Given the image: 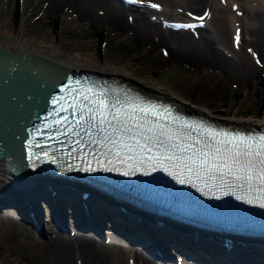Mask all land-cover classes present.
<instances>
[{"label": "bare ground", "instance_id": "obj_1", "mask_svg": "<svg viewBox=\"0 0 264 264\" xmlns=\"http://www.w3.org/2000/svg\"><path fill=\"white\" fill-rule=\"evenodd\" d=\"M43 1L55 16L66 11L64 5H68L76 12L77 20L73 21V26L75 23L79 24L81 28L78 31L79 38L83 43L89 42L93 36L92 31H98L108 23V26L123 39L133 40L135 44L149 42L151 48L159 45L163 53L165 52L164 56L183 59L197 67H212L213 71L208 74L209 78L224 83L226 91L232 92L239 87H249L254 93L263 94L260 84L263 82L261 73L264 70V0H139V4L123 0ZM196 11H202L198 19L194 17ZM168 19L175 20L181 25L200 21L201 25L195 23L192 24L195 27L191 28L173 27L166 21ZM237 35L239 41L236 39ZM7 42V45L0 43V46L13 52L30 51L73 69L117 75L149 95L161 97L181 108L207 115L223 123L241 127L264 126V117L238 116L237 111L234 115L217 114L207 108L193 106L165 87L154 83L137 82L122 65L98 64L62 56L55 48L38 49L23 44L19 37H12ZM219 72L224 74L222 79L218 75ZM232 81L236 82L232 85ZM10 159L11 155L4 159L0 158V189L18 197V200L5 203L3 211L6 213L3 219H0V231L4 235L2 239L0 238V264H155L142 252L131 250L130 246L139 245L129 243L127 240L132 236L133 238L140 236L154 252L163 249L166 254L167 250L162 244L156 245V241L148 243L147 239H157L159 236L161 240H166V243L172 246L174 244L176 250H181L178 246L180 240L177 230L188 232L195 237L196 230L172 224L165 218L164 221L167 223L162 224L164 227L156 224L157 218L154 214L146 215L131 203L122 202L123 208L119 209L117 201L101 192L90 191L91 198L78 197L76 191L81 192L87 188L89 185L86 183L79 185L81 182L74 183L55 176L50 178L44 174L26 181L14 178L10 176ZM43 202L47 209H50L49 221L42 215ZM80 202L85 207L83 204L81 206ZM13 206H19L21 210V213H16L19 220L14 217ZM66 208L68 209L65 210ZM93 210H98V213ZM33 212L35 218L31 215ZM67 216L77 229L84 225H92L83 232H88L92 228L101 236L100 225L103 224L122 240L111 237L104 242L81 232L67 236L63 232L64 227L68 226ZM101 216L105 218H102L103 222L102 219L97 220ZM23 222L34 223L37 227L46 225L52 231L44 237L45 240L40 241ZM53 225L56 226V230H53ZM118 231H121V234L117 233ZM214 237L199 234L197 238L207 240L203 243L205 247L200 242L194 244L189 243L190 240L186 238L181 240L186 243L189 252L196 253V260L208 258L216 264H242L246 259L245 250H252L255 245V241L247 245L234 244L232 252L225 257L216 247ZM259 243L264 245L263 241ZM243 249L245 250L242 251ZM179 257L183 258L180 252ZM260 262L263 264V261ZM169 263L171 264L170 261L166 264ZM173 264L181 262L174 261ZM188 264L202 262L191 260Z\"/></svg>", "mask_w": 264, "mask_h": 264}, {"label": "snow or ice", "instance_id": "obj_2", "mask_svg": "<svg viewBox=\"0 0 264 264\" xmlns=\"http://www.w3.org/2000/svg\"><path fill=\"white\" fill-rule=\"evenodd\" d=\"M236 39L239 41V35ZM73 100L76 103H69V107L78 110L75 122L69 123L65 116L56 124H68L67 133L75 135H79L78 130L85 131L102 159L111 156L122 164L147 160L153 162V170L161 164L171 175L187 174L189 179L195 177L205 183L219 180L224 187H246L264 201V136L246 137L180 121L167 109L127 94L121 96L115 88H87ZM67 110L61 107L59 111ZM94 129L99 139L92 136ZM260 206L264 207V202Z\"/></svg>", "mask_w": 264, "mask_h": 264}, {"label": "rangeland", "instance_id": "obj_3", "mask_svg": "<svg viewBox=\"0 0 264 264\" xmlns=\"http://www.w3.org/2000/svg\"><path fill=\"white\" fill-rule=\"evenodd\" d=\"M64 7L66 11L55 16L47 9L46 2L43 0H0V43L7 45L8 39L19 37L23 44H29L38 49L55 48L62 56L80 58L98 64L122 65L135 81L165 87L193 106H201L225 116L234 115L237 111L238 116L264 117V70L261 73L263 82L260 84L263 90L262 95L254 93L249 87H239L238 91H226L224 83L209 78L208 74L213 71L212 67H197L186 60L164 56L165 52L163 53L159 45L151 48L149 42L135 44L133 40L123 39L108 26V23H105L100 30L92 31L93 36L89 42H81L78 32L81 28L78 23L73 26V21L77 20L76 12L68 5ZM196 12L194 17L198 19L202 11ZM218 75L221 79L224 76L220 72ZM235 82L232 81L231 84ZM80 205L82 206V203ZM5 206V203L0 204V219H3L6 213L3 211ZM95 213H98V210ZM13 214L19 220L15 211ZM49 214L50 209H47L44 203L42 215L47 221L51 220ZM102 218L103 216L97 220L100 221ZM67 220L68 226L63 229L67 236L81 232L104 242L111 237L122 240L107 225L100 226L101 236H99L92 228L88 232H83L86 230L75 228L70 217ZM23 223L40 241L45 240L44 237L52 231L46 225L37 227L34 223ZM52 227L56 230L55 225ZM3 237L0 231V238ZM130 249L142 252L150 262L155 264L167 263L151 257L140 246L132 245ZM180 262L187 264L189 260L183 259Z\"/></svg>", "mask_w": 264, "mask_h": 264}, {"label": "water", "instance_id": "obj_4", "mask_svg": "<svg viewBox=\"0 0 264 264\" xmlns=\"http://www.w3.org/2000/svg\"><path fill=\"white\" fill-rule=\"evenodd\" d=\"M76 71L42 55L0 46V158L11 155L10 176L30 180L36 147L76 103ZM61 107L67 111H59ZM28 172V173H27Z\"/></svg>", "mask_w": 264, "mask_h": 264}]
</instances>
